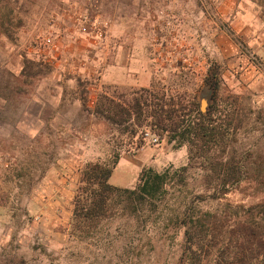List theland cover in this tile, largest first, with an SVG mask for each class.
<instances>
[{
  "label": "rangeland",
  "instance_id": "374dc122",
  "mask_svg": "<svg viewBox=\"0 0 264 264\" xmlns=\"http://www.w3.org/2000/svg\"><path fill=\"white\" fill-rule=\"evenodd\" d=\"M104 1L99 14L89 12L105 26L96 36L80 31L82 11L68 0H0V203L11 229L0 264H179L181 231L137 220L115 198L90 222L72 219L86 162L134 158L133 188L144 167L161 172L188 161L186 145L155 134L150 118L115 125L96 115L99 94L123 104L153 86L175 98L195 96L203 107L205 76L217 71L218 96L238 95L251 119L259 110L264 118V0H238L248 26L242 34L232 27L235 9L223 15L221 0H136V12L133 0ZM47 36L55 47L44 44ZM257 125L236 133L244 148L264 136ZM253 160L243 169L264 171ZM201 173L190 170L193 193ZM61 181L72 182L70 189L59 190ZM60 196L71 203L64 214L46 204ZM168 196L165 214L175 207ZM263 199L264 182L243 180L221 202Z\"/></svg>",
  "mask_w": 264,
  "mask_h": 264
},
{
  "label": "trees",
  "instance_id": "16d2710c",
  "mask_svg": "<svg viewBox=\"0 0 264 264\" xmlns=\"http://www.w3.org/2000/svg\"><path fill=\"white\" fill-rule=\"evenodd\" d=\"M204 82V110L195 96L175 98L153 86L135 91L123 104L99 94L93 110L96 115L115 125L132 117L139 126L150 118L147 125L155 134L165 136L175 147L186 145L188 161L161 172L144 167L133 188L109 183L118 156L110 162H86L72 203V219L76 223L90 222L106 213L115 198L135 219L161 223L166 232L175 227L181 231L179 264H264V199L251 204L221 202L243 180L254 186L264 182V171L258 167L243 169L252 157L254 164L264 162V136H257L248 148L236 136L249 125L246 132L259 130L258 122L264 133V118L259 110L251 119L238 95L218 96L217 71L205 76ZM198 168L202 173L193 193L188 180L190 170ZM170 192L175 207L165 214ZM207 201L218 202L207 209L198 205Z\"/></svg>",
  "mask_w": 264,
  "mask_h": 264
},
{
  "label": "crops",
  "instance_id": "0c3cea01",
  "mask_svg": "<svg viewBox=\"0 0 264 264\" xmlns=\"http://www.w3.org/2000/svg\"><path fill=\"white\" fill-rule=\"evenodd\" d=\"M68 1L71 2L72 4L71 7L73 9L76 8L77 10L93 12L96 14H99L101 11H103L105 4H107L106 1L104 0H68ZM133 1H134V6L132 12H136L138 4L135 3L136 0ZM220 4L223 9V15L229 13V10L231 9H235L233 13V21H232V27L235 31L242 34V32L245 29L247 30L248 26H246L247 23L246 12L242 10L241 3H239L238 0H221ZM251 38L253 39L254 35H249L248 40L252 41ZM260 52L264 59V51H262V47ZM106 77H109L108 73L106 74V76L102 77L101 79H103V81H106V79H108ZM133 159L134 158L130 159L124 156L120 157L109 177L110 184L118 187H130L133 185V182L135 181V176H137V172L139 171V163L135 162V160ZM112 179H114L115 181L114 183L112 182ZM59 184H60L59 190L64 192L70 189L72 182L66 183V181H61L59 182ZM37 201L39 202V199ZM46 202H47L46 204L48 203L55 205L57 204L58 207L57 209L63 214L64 212L66 213V211L68 212V209L71 207V203L67 202L66 204V198L65 197L62 198V196L58 197L57 199L47 198ZM8 222L9 220L5 213L4 206L2 205V203H0V245H2V243H4L6 239L9 238L10 236L9 230L11 229L9 228Z\"/></svg>",
  "mask_w": 264,
  "mask_h": 264
},
{
  "label": "built area",
  "instance_id": "2783aa9c",
  "mask_svg": "<svg viewBox=\"0 0 264 264\" xmlns=\"http://www.w3.org/2000/svg\"><path fill=\"white\" fill-rule=\"evenodd\" d=\"M76 21L79 25L80 31L84 34L92 33L93 35L100 36L102 35L101 30L105 27L104 24L100 20H98V18L90 15L88 11L80 12L77 16ZM44 44L51 47L56 46L51 36L45 37Z\"/></svg>",
  "mask_w": 264,
  "mask_h": 264
},
{
  "label": "water",
  "instance_id": "95a60500",
  "mask_svg": "<svg viewBox=\"0 0 264 264\" xmlns=\"http://www.w3.org/2000/svg\"><path fill=\"white\" fill-rule=\"evenodd\" d=\"M202 102H203V107L201 106V109L204 110L205 109L204 104L206 103V99L204 98Z\"/></svg>",
  "mask_w": 264,
  "mask_h": 264
}]
</instances>
